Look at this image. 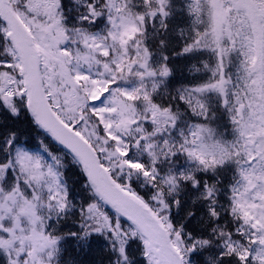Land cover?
<instances>
[{
  "label": "snow or ice",
  "instance_id": "snow-or-ice-1",
  "mask_svg": "<svg viewBox=\"0 0 264 264\" xmlns=\"http://www.w3.org/2000/svg\"><path fill=\"white\" fill-rule=\"evenodd\" d=\"M0 264H264V0H0Z\"/></svg>",
  "mask_w": 264,
  "mask_h": 264
}]
</instances>
